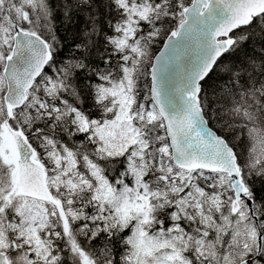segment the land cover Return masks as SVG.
I'll return each mask as SVG.
<instances>
[{"label": "snow or ice", "instance_id": "6c2138e0", "mask_svg": "<svg viewBox=\"0 0 264 264\" xmlns=\"http://www.w3.org/2000/svg\"><path fill=\"white\" fill-rule=\"evenodd\" d=\"M0 264H264V0H0Z\"/></svg>", "mask_w": 264, "mask_h": 264}]
</instances>
